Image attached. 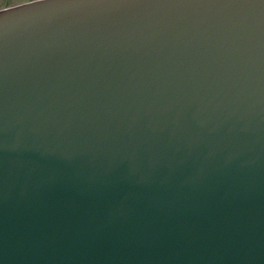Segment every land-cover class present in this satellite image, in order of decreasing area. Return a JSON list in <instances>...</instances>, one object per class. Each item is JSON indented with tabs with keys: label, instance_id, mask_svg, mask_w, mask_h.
<instances>
[{
	"label": "water",
	"instance_id": "obj_1",
	"mask_svg": "<svg viewBox=\"0 0 264 264\" xmlns=\"http://www.w3.org/2000/svg\"><path fill=\"white\" fill-rule=\"evenodd\" d=\"M0 264H264V0L1 8Z\"/></svg>",
	"mask_w": 264,
	"mask_h": 264
},
{
	"label": "rangeland",
	"instance_id": "obj_2",
	"mask_svg": "<svg viewBox=\"0 0 264 264\" xmlns=\"http://www.w3.org/2000/svg\"><path fill=\"white\" fill-rule=\"evenodd\" d=\"M23 1H26V0H0V8L7 6V5L17 4Z\"/></svg>",
	"mask_w": 264,
	"mask_h": 264
},
{
	"label": "snow or ice",
	"instance_id": "obj_3",
	"mask_svg": "<svg viewBox=\"0 0 264 264\" xmlns=\"http://www.w3.org/2000/svg\"><path fill=\"white\" fill-rule=\"evenodd\" d=\"M33 2H36V0H33ZM21 7H26V5H22Z\"/></svg>",
	"mask_w": 264,
	"mask_h": 264
}]
</instances>
